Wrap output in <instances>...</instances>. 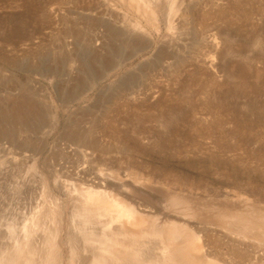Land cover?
Returning <instances> with one entry per match:
<instances>
[{"label":"rangeland","instance_id":"1","mask_svg":"<svg viewBox=\"0 0 264 264\" xmlns=\"http://www.w3.org/2000/svg\"><path fill=\"white\" fill-rule=\"evenodd\" d=\"M262 134L264 0H0V256L30 242L39 264L42 240L67 258L69 214L96 186L138 226L195 233L205 262L264 264L262 241L215 219L217 202L264 212Z\"/></svg>","mask_w":264,"mask_h":264},{"label":"bare ground","instance_id":"2","mask_svg":"<svg viewBox=\"0 0 264 264\" xmlns=\"http://www.w3.org/2000/svg\"><path fill=\"white\" fill-rule=\"evenodd\" d=\"M179 12V6L174 5L171 9L170 15L174 16ZM211 54L213 55V53ZM207 57H209V55ZM211 57H214V55H210V59ZM207 62L205 63L207 64ZM30 106L31 104H29V102L27 104H18L16 106V113H18L16 115L19 121L24 122L26 108H29ZM218 113V110L212 111V114L215 116L214 118L218 116ZM85 148L86 150H83V152L87 151V149L96 152L94 146H87ZM256 160H258V163H262V165L264 164V161L261 158ZM224 169L225 171L227 170L225 167ZM248 183L249 185L254 184L251 180H249ZM82 192H84L80 201L82 206H80L79 210L74 209L72 213L69 214L71 215V218L69 216V219L72 221L75 230L78 231V234L81 236L80 241H78L74 234L70 232L69 227H67V229L69 228L68 231L65 229V232L67 233V238L65 237L67 239L66 244L69 248L68 253H70L66 255V258L64 257L65 254L64 256L61 254L57 257L54 249L51 250L50 247L46 245V242L42 243L41 240L39 244L36 243L38 244L36 246L42 248L43 251L39 264H139L137 260H139L140 254V257H143L141 258L143 261L141 264H226L227 260L224 261L223 252L221 250L217 251L220 255L212 257L213 261L207 260L205 262V254L207 255L206 259L212 255L204 251L203 248L205 247V244L203 245L200 241V237L196 236L192 231H186V229L182 230L183 228L181 231H179L180 229L178 228H176V230L167 228L168 230L165 231L155 230L157 232H152V228L144 227V225L138 226L135 221L136 215L134 209L125 203L127 201H123L124 199H119L113 195L103 193V191L99 190L96 186H90L87 190ZM177 198L181 199L177 200L178 202L189 203L194 209L202 206V203L198 199L191 198L188 200L186 198H180L179 195ZM261 198L264 200V193H262ZM177 201L176 199L172 200V202L176 204ZM215 204L217 207L216 209H218L219 212H226L225 214L219 213L215 218L217 221L222 220L223 223H228L229 226L234 227L236 231L250 234L264 244V212H261L260 209L252 206V204L236 203L237 206H241H239L236 213L229 216L230 212L225 211L229 203L217 202ZM205 206L208 207V204H205ZM47 216L48 215H45V217ZM51 216L52 214L49 215V217ZM38 217L35 219L36 221H34L33 226L25 228V230L31 233V235H33L32 233L34 232L37 234L40 232H47L46 225L43 220H41L42 217ZM123 221L133 224L136 228L131 230L123 227V225H121ZM54 222L56 224L55 219ZM117 223L120 225L119 227L117 226ZM57 227L54 228L55 232L58 231ZM48 232L51 231L48 230ZM159 233H161L162 236L161 234L159 235ZM46 234L47 233L44 235ZM54 234L55 233L49 234L51 235L49 238H55ZM28 243H26L28 245L25 248H22L23 245L15 247L14 251L16 254L14 255L12 253V257L7 256L5 258L3 255L0 256V264H38V260L31 255L36 247L32 243ZM148 249H150L155 256H148V253L145 254ZM259 250L264 251V247ZM23 251H25L26 254H24ZM223 251H225V249ZM20 253L24 255H20ZM230 253L231 256H233L230 259H232L235 264H262L260 260L253 262L248 259L244 260L245 255H242V253L241 255L238 253L232 254L233 252Z\"/></svg>","mask_w":264,"mask_h":264}]
</instances>
